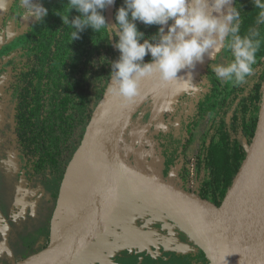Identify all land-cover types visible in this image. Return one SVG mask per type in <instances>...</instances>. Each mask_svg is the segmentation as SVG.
<instances>
[{
  "label": "trees",
  "instance_id": "trees-1",
  "mask_svg": "<svg viewBox=\"0 0 264 264\" xmlns=\"http://www.w3.org/2000/svg\"><path fill=\"white\" fill-rule=\"evenodd\" d=\"M51 2V11L45 18L42 53L34 59L40 66L35 71L37 80L24 95L20 104L22 115L18 117L25 122L22 135L28 140L29 155L34 154L33 145H43L44 168L62 176L108 90L111 62L118 59L119 52L113 46L114 38L109 43L103 32L96 34L90 28L80 34V39L72 41V29L63 25L56 15L57 11L60 15L67 14V0ZM237 2L241 5L243 35L255 26L259 9H255L252 2ZM122 4L123 0H117L103 10L109 24L116 23L115 13ZM75 15H78L75 10L69 13L70 18ZM137 26L146 38L159 27L145 26L142 22H137ZM263 29L264 25H260V33ZM228 53L230 60L231 52L228 50ZM150 60V55L144 57V62ZM192 83L191 90L168 105L157 121L159 126L148 134L147 141H151V149L157 153L162 178L170 177V171L185 163V151L203 115L211 112L210 128L197 157L195 196L220 210L241 172L257 129L264 92V42L256 54L252 73L243 82L222 85L206 66L194 76ZM183 174L181 168L176 180L185 190ZM181 254L183 259H196V255L203 259L202 264H212L200 248L198 254L188 250Z\"/></svg>",
  "mask_w": 264,
  "mask_h": 264
},
{
  "label": "water",
  "instance_id": "water-1",
  "mask_svg": "<svg viewBox=\"0 0 264 264\" xmlns=\"http://www.w3.org/2000/svg\"><path fill=\"white\" fill-rule=\"evenodd\" d=\"M10 1L4 0L0 5V15ZM213 59L205 55L203 62L191 70L192 77ZM156 78L158 74L142 78L139 87ZM156 93L159 99L166 98V111L183 92L177 93L175 85L166 84L140 99L131 112L130 123L140 106ZM124 100L107 90L97 106L67 169L57 208L62 209L79 167L85 173L89 193L86 197L81 190L79 196L86 197V201L81 204L76 200V207L67 210L70 220L63 231L58 232L52 224L53 235L47 249L16 264H92L99 251L89 248L103 233L111 213H122L133 203L138 208L141 204L151 205L165 214L204 251L212 264H264V92L247 158L220 210L163 178L130 168L119 158L121 142L115 150L113 139L121 124ZM235 198L234 209L223 218L222 213Z\"/></svg>",
  "mask_w": 264,
  "mask_h": 264
},
{
  "label": "clouds",
  "instance_id": "clouds-1",
  "mask_svg": "<svg viewBox=\"0 0 264 264\" xmlns=\"http://www.w3.org/2000/svg\"><path fill=\"white\" fill-rule=\"evenodd\" d=\"M251 2L259 12L255 26L243 35L237 0H123L115 13V24H109L103 15L115 0H67V14L57 11L56 15L72 29V41L80 39L88 28L96 34L103 32L109 43L115 39L113 46L119 57L111 62L108 92L132 101L139 94L140 80L153 74L164 84L175 85L177 93L191 90V70L205 55L213 59L224 49L231 52V59L212 65L216 78L243 82L256 63L262 42L259 26L264 25V0ZM21 6L35 20L48 15L40 0H21ZM72 10L78 15L70 18ZM137 22L159 27L146 38ZM146 55L151 56L149 62H144ZM182 70L187 71L178 76Z\"/></svg>",
  "mask_w": 264,
  "mask_h": 264
},
{
  "label": "rangeland",
  "instance_id": "rangeland-1",
  "mask_svg": "<svg viewBox=\"0 0 264 264\" xmlns=\"http://www.w3.org/2000/svg\"><path fill=\"white\" fill-rule=\"evenodd\" d=\"M261 40L264 42V29L261 33ZM228 60V49H224L220 54L215 56V59L210 61L208 66L212 69L213 64L226 63ZM221 83L225 85L226 82ZM158 95L159 93H156L149 97L140 106L129 125V130H127L121 142L118 155L130 168L162 178L163 170L158 163L157 153H154L155 151L153 152L151 149V141H147L149 132L165 112L164 108L167 100L166 98L159 99ZM157 98L159 102H157ZM13 113L14 108L9 109L7 105L3 104L2 106L0 104V197L7 206H9L11 202L16 201L17 198L21 202L19 204L21 213L26 215L29 211L30 215L33 216L34 220L29 223L28 233L21 228L18 230V232L21 233L20 236L27 242L24 252H28L27 256H30L32 252L36 251L38 243L49 232V228L50 226L52 227V224H54L58 232L67 228L70 220L67 210L70 208L73 209L74 206L76 207V200L81 204L86 201L88 185L85 179V173L83 169L79 167L70 183L60 211L57 208L59 198L57 204H55L52 199V194L53 191H56L57 196L58 194L60 196L66 172L60 176L59 181L61 185H56V189L54 185L55 183L57 184V182L51 181L49 185L48 183L45 184L40 182L38 178L28 182L26 188V182L19 176V174L23 172L25 162L18 150L17 140L14 135ZM206 127L207 122L204 123L196 138L195 144L189 151L188 159L191 163L195 161L198 147H200ZM195 177L194 174H190L187 185L188 192L194 195ZM171 181L172 184L182 189V184L176 180L175 176L174 178L172 177ZM81 190L85 192L86 197L84 199L79 196V191ZM139 206L144 211L138 208L135 203L131 205L130 209L136 210L132 212V217L128 216L129 214L120 216L112 212L111 215H113V217L112 219L110 217V223H106L103 234H101L99 240H97L98 244L101 242V244H105L107 241H110L109 234L112 233L118 235L120 239L127 238L128 241L130 239L131 241L135 239V242L132 244L140 250L139 254H144L146 252L145 245L154 242H167L168 245H179L180 243L181 247L178 251L179 253H183V251L185 252L188 249L186 244L196 246L195 242L186 233L176 224L171 223L170 219H167L166 215L157 208L143 204ZM122 220L125 226L124 230L119 229V226L122 225ZM12 234L14 233H11V231L8 233L10 236ZM96 244L97 243L93 244L90 249L95 248L97 246ZM8 245L9 244H3L2 238L0 237V263L8 257V251H12L10 247H7ZM183 245H185L187 249L184 248ZM99 247L101 246L99 245ZM14 250L15 248H13V251ZM16 258L22 259V257ZM14 261L16 262V259H14Z\"/></svg>",
  "mask_w": 264,
  "mask_h": 264
},
{
  "label": "flooded vegetation",
  "instance_id": "flooded-vegetation-1",
  "mask_svg": "<svg viewBox=\"0 0 264 264\" xmlns=\"http://www.w3.org/2000/svg\"><path fill=\"white\" fill-rule=\"evenodd\" d=\"M3 2L4 0H0V5L3 4ZM33 2H36V0H33ZM40 2L43 4L45 8L48 9V14H49L53 4L51 0H40ZM116 2L117 0H115L114 4H116ZM245 2H251V0H244V3ZM45 18L44 20H35L34 18L27 16L25 14V10L21 6V0H11L10 3L5 8V10L0 15V104L2 106L3 104L7 105L9 109L14 108V113H13L14 135L17 140L18 150L21 153V156L23 157V160L25 162V167L23 169V172L22 174H19V176L21 179L24 180V182H26L25 183L26 188L28 182H31L33 180H36V178H38L40 182L45 184L48 183L49 185L51 184L50 183L51 181L57 182V184L55 183L54 185V188L56 189L57 188L56 185L58 184L61 185V182L59 181L60 178L59 174L52 172L50 169L44 168L43 156L45 152L43 150V145L40 146L37 144L36 147H35L36 144L33 145L31 148L33 149L34 154L29 155V151H27L26 149V146L28 145V140L22 135V132L24 130V126L22 125H25V122L20 120L18 117L19 115H22V108L20 107V104L22 103V101H24V95L26 94V92H28L30 86L33 85L37 80V78L35 77V71L40 66H38V64L34 62V59L39 58V56L42 53L41 51L43 46V31L45 25ZM209 69L211 68L209 67ZM211 116H212L211 112L209 111H207L203 115V118L198 126V129L196 130L195 135H193L192 142L185 151V156H184L185 163L184 164L180 163L179 167L170 171V175L172 176L168 177V175H165L164 180L172 183L171 181L172 177L173 178L174 176L176 177L179 170L181 171L182 168L184 170L183 178L185 180L183 182L185 189L184 191L188 192L187 185H188V179L190 178V174H194V176H196L197 157L200 154L202 144L209 131L211 124ZM205 122H207L206 131L203 135L200 147H198L195 161L194 163H191L190 160L188 159L189 151L192 148V146L195 144L196 138L198 137L200 130ZM33 125L36 124L33 123ZM157 125L159 126V122L154 124L153 129L150 131L151 134L154 128L157 127ZM27 129H26V134L29 135L27 133ZM39 132L40 129L38 127L37 134ZM33 133L34 131H32V134ZM169 178L170 180H168ZM195 189H196V183L194 190ZM58 198H59V194L57 196V192L53 191L52 199L55 204H57ZM20 203L21 202L16 198V201L11 202L10 205L7 206L0 197V237L2 238L3 244L5 245L9 244L7 247H10L12 251L13 248H15L13 252L12 251L10 252V250L8 251V257H6V259L0 264H4V263L16 264L18 262L28 259L29 257L35 254L42 252L51 245L52 227L50 226L49 232L38 243L37 245L38 247L36 251L32 252L30 256H27L28 252L27 253L24 252L27 242L22 236H20L21 233H19L18 230L19 228H21L24 229L26 233H28L29 223L34 219L33 216L30 215L29 211L27 212L26 215H23V213H21V211L19 210ZM133 211L136 210L126 208L122 213H119L118 215L121 216L124 214L127 215L129 214L128 216L132 217ZM110 217L112 219L113 215H110ZM110 217L107 221L109 223H110ZM123 224L124 222L122 220V225L119 226L120 230L121 229L124 230L125 226ZM10 231L11 233H14L11 236L8 235ZM109 238L110 241H107V243L101 244L102 243L101 242L100 244H98L97 242V240H99L98 237L97 240L95 241V243H97L96 244L97 246L92 249H90L92 246L89 248V251L90 250L94 251V249L99 251V254H97L96 256L97 258L96 257L94 258L92 264H137V263L139 264H202L203 263V259L201 257L197 258L196 255H195L196 259H188V258L183 259L181 256H179V255H183L181 253H178L181 247L179 242H178L179 245H171V244L168 245L167 242L150 243L145 245L146 252L144 254H139L140 250L137 249L132 244L133 242H135V239H133L132 241L131 239L128 241L127 238L120 239L118 235L112 233L109 234ZM99 245L101 247H99ZM186 245L188 246V249L185 245H183V247L186 248L191 253L198 254V249L200 248L199 246L197 245L192 246L188 244ZM175 251L177 253H174ZM16 257H22V259H17ZM14 259H16V262L14 261Z\"/></svg>",
  "mask_w": 264,
  "mask_h": 264
},
{
  "label": "bare ground",
  "instance_id": "bare-ground-1",
  "mask_svg": "<svg viewBox=\"0 0 264 264\" xmlns=\"http://www.w3.org/2000/svg\"><path fill=\"white\" fill-rule=\"evenodd\" d=\"M165 85L166 84L161 82L159 78H156L140 86L139 94L132 101L124 100L123 105H122L123 113H122V118H121V124H120L118 131L115 133L114 139H113V143H114L113 147L115 150L117 149L118 145H120V142L123 141V138L127 130H129L128 128L130 124V116L134 108V105L140 99H143L144 97H147L148 95L157 92ZM236 201H237V198H235L234 200L228 203L224 213H222L223 218H227L229 216V214L232 212V210L235 207Z\"/></svg>",
  "mask_w": 264,
  "mask_h": 264
}]
</instances>
